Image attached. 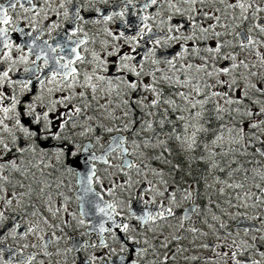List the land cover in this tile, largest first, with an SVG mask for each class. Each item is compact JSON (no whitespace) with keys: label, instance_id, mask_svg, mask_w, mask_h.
<instances>
[{"label":"snow or ice","instance_id":"1","mask_svg":"<svg viewBox=\"0 0 264 264\" xmlns=\"http://www.w3.org/2000/svg\"><path fill=\"white\" fill-rule=\"evenodd\" d=\"M111 2L107 12L98 5L110 0L0 3V244L4 234L31 235L24 249L60 256L50 247L70 215L89 240H72L64 255L97 250L81 264H261L247 252L264 242V212L239 209L264 206V0ZM51 17L62 19L46 24ZM116 19L114 33L107 25ZM89 21L105 25L104 38L89 35ZM98 130L116 135L102 142ZM65 174L77 177L79 216L60 191ZM201 182L216 200L200 197ZM197 198L210 218L185 227L201 215ZM182 201L190 207L177 217ZM14 204L30 209L22 233L21 217L8 222ZM236 216L259 222L241 229L260 233L251 243L230 229ZM201 250L212 255L190 254ZM36 260L0 248V264Z\"/></svg>","mask_w":264,"mask_h":264},{"label":"flooded vegetation","instance_id":"2","mask_svg":"<svg viewBox=\"0 0 264 264\" xmlns=\"http://www.w3.org/2000/svg\"><path fill=\"white\" fill-rule=\"evenodd\" d=\"M6 0H0V3H5ZM99 7L103 8L106 12L109 11L112 7V2L110 0V3L108 5H98ZM86 16H94V13H84ZM53 19L59 20L62 18H57V17H51L48 21H45L46 24H50L51 21ZM110 24H112L110 26ZM122 22L119 19H116L115 21L109 22V24L107 25V27L112 30L114 33L117 32L120 27H121ZM105 27V25L103 24H94L91 21H89V23L87 24L85 30L89 32V35H100L102 38H104L102 36V29ZM60 31L59 29L57 31H54L52 33V37H56L57 36V32ZM14 39L17 40V42H19V37L16 36V34H14ZM44 39L49 40V43H53V40L49 38V36L47 34H45ZM173 52L178 51V47L172 49ZM114 136V135H111ZM111 136L107 137V139L104 140V135L102 142H107ZM84 143H87L88 140L84 139L83 140ZM94 142V141H93ZM175 147V146H173ZM99 148V146H97V149ZM102 150H98L97 151V155L101 154ZM179 161H181L179 159ZM113 163H119L118 159H113L112 161ZM253 165H248L249 168H251ZM106 167V165L103 164H99L97 163V169H98V175H101L102 177L105 175L103 172V169ZM76 171L77 168L75 169ZM111 171V169H110ZM177 174H173V176H176ZM73 181L72 183L75 185L74 189L68 191L66 190V186H63V193L68 196L69 198H71V200L73 201L74 205H68L69 206V211H72L71 213H75L77 216H79V212H80V208L79 205L75 199V192L78 189V184H77V177L74 175L73 177ZM166 179L169 180V190L171 191L173 185H172V177H167ZM185 179V178H184ZM210 182V181H209ZM259 182V181H257ZM181 185H183V180H181ZM251 183V181H250ZM105 184H107V181H105ZM94 187H96L97 191H100V186L99 185H94ZM61 191V189H60ZM208 192H211V190H208ZM177 195V199L180 200L181 199V193L179 191H177L176 193ZM150 196V194H146V198ZM168 196V193H165V197H158L157 200L158 202L160 200H164L165 203H167L166 197ZM201 197V196H200ZM121 198H123V196H121ZM105 200L111 201L112 197H109L107 195L104 196ZM71 201L69 200V203ZM190 203L191 202H181L179 207L176 209V215L177 217H180L183 215L184 210L190 207ZM196 204H198L201 209V215L199 217H197L195 214L192 215V219L186 222L185 227H190L193 223H195V225L197 226L198 223L202 224V220L205 216H208L210 213H208L204 207V203H203V199L201 198H197L195 201ZM251 203V202H249ZM133 207L139 212L141 205H139L138 203H136L135 201H133ZM150 207L155 208V205H151ZM239 211L241 213H244L246 216L248 217H252V216H256L258 213L260 212H264V206H261L260 208H248L246 211H241L239 209ZM127 212V210L125 209V213ZM96 219H99V214L95 213L93 214ZM21 217L20 219V224H21V233L23 231L24 228H26L29 224V220L27 217H25L21 212L18 213H13L11 215H8L9 217V223L12 222V218L13 217ZM64 216V215H63ZM71 217V216H70ZM70 217H66V219L69 222L70 225V221L72 219H70ZM86 221H88L90 219V217H85ZM57 222V221H56ZM128 222V221H125ZM59 223V222H57ZM134 223V222H133ZM172 223H178V221L173 220ZM259 222L256 220H252V219H248L246 222L242 220V218L240 216H236L234 219H231L229 221V226L230 229L233 230V234L236 235L237 231H239V236L237 237L238 240L243 239V240H247L249 243L252 242L251 237L253 235L259 236L260 233H257L255 231H252L249 233L248 236H244L243 232H242V228L248 225H254V224H258ZM109 225H105V227H108ZM198 227V226H197ZM51 229L50 231H48V233H51ZM87 232V228L84 227H80L78 226L76 223L72 226V227H65L64 228V232L63 233H59V235L62 236L61 241L59 242L58 245L54 244L50 247V251H52L53 253H55L56 249L59 248L61 251V255L60 256H54V257H46L42 254L41 250L39 248H32L29 247L27 249H24L22 246L24 244H34L36 243V239H34L33 241H28L27 238H20V235H18L15 239L7 236V234H4V239H3V243L0 244V248H4V247H10L14 250H20L22 251L25 255H27L28 253L32 252V253H36L37 254V260L33 262V264H40V261H43V264H81L82 260L87 257L88 255L92 254L93 252L97 251L95 249H87L86 251H82L81 253L77 254L76 252H72V253H68L67 255H64V252L66 251L67 247L69 246V244L72 242V240H79L82 242H87L89 240V236L86 235L85 233ZM184 235H188L187 233H182ZM107 235V234H106ZM30 236V235H29ZM28 236V237H29ZM91 239L94 241L96 239L95 234L92 235ZM257 248L258 250H249L247 252V256L251 259H255V260H260L261 264H264V258H262L260 256V252L264 251V242L258 241L257 242ZM190 254H197V255H201V256H211L212 253L211 252H206L205 250H201L198 252H192ZM5 258H8V254L5 253ZM230 264V262H229Z\"/></svg>","mask_w":264,"mask_h":264},{"label":"rangeland","instance_id":"3","mask_svg":"<svg viewBox=\"0 0 264 264\" xmlns=\"http://www.w3.org/2000/svg\"><path fill=\"white\" fill-rule=\"evenodd\" d=\"M111 25L112 24H110V26ZM105 123H108V122L105 121ZM98 134L101 135V136L104 135V140L107 139V137H109L111 135H116L115 132H113V133H106V132L99 131V130H98ZM124 135H130V134L129 133H124ZM84 139L86 140L87 138H84ZM186 156H187V154H181L179 156H174V162L178 161L179 159L182 161V160H184L186 158ZM154 166L163 167V165H154ZM194 168H195L196 174H199L201 172V170L203 169V165L196 164V165H194ZM55 175L57 177L59 176V174H55ZM73 177H74V175H67V174H65L62 177V179L64 180V185L66 186L65 189L68 190V191H70L71 189L73 190L74 187H75V185L72 183V181L74 180ZM167 177L168 176H166L165 178H167ZM184 178L187 179V180H190L191 179L190 177H187V176H185ZM61 191L63 192V187L61 188ZM209 194L212 195V198L214 200H216L218 198V196H217L216 193H214V192H208V190L205 189V187L203 185V182H201V185H200V196L201 197H206ZM69 200L71 201L69 204L70 205H74V203L71 200V198H69ZM61 203H62V200H61ZM203 203H204V200H203ZM214 210L217 211V212H219L218 209H214ZM240 210L241 211H246L247 209L241 208ZM18 212H21L25 217H27L28 220H29V222L32 220V217L29 214L30 213V209L28 207H25V208L21 209V208L15 206V204H14L13 208L7 210V215H11L13 213H18ZM69 212L71 213L72 211H69ZM63 215H65V214L62 213V216ZM210 215L211 214L208 215L209 218H210ZM66 217H70V215H66ZM70 219H72V217H70ZM57 222H59V221H57ZM75 223H76L75 221L71 220L70 221V226H68V227H72ZM197 226L198 227H204L201 223H198ZM45 231L48 232V231H50V229H47L46 228ZM27 239H28V241H33L35 239V237L30 235L29 237H27ZM206 252H209V251H206Z\"/></svg>","mask_w":264,"mask_h":264},{"label":"water","instance_id":"4","mask_svg":"<svg viewBox=\"0 0 264 264\" xmlns=\"http://www.w3.org/2000/svg\"><path fill=\"white\" fill-rule=\"evenodd\" d=\"M101 154H102V153H101ZM99 155H100V154H99ZM130 158H131V157H130ZM98 163H99V162H98ZM99 164H101V163H99ZM77 170L80 171L82 175L84 174L81 168H77ZM77 191H78V189H77ZM77 191H76V192H77ZM76 192H75V193H76ZM85 210H90L88 205H85ZM91 211H92V214H95V213H96L94 209H91Z\"/></svg>","mask_w":264,"mask_h":264}]
</instances>
